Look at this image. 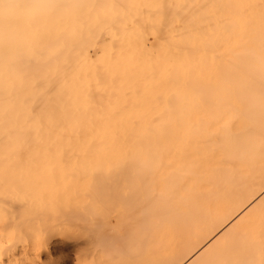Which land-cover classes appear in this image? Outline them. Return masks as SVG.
<instances>
[{
	"label": "bare ground",
	"instance_id": "obj_1",
	"mask_svg": "<svg viewBox=\"0 0 264 264\" xmlns=\"http://www.w3.org/2000/svg\"><path fill=\"white\" fill-rule=\"evenodd\" d=\"M76 156L116 166L79 202L0 175L49 264H264V0H0V167Z\"/></svg>",
	"mask_w": 264,
	"mask_h": 264
},
{
	"label": "rangeland",
	"instance_id": "obj_2",
	"mask_svg": "<svg viewBox=\"0 0 264 264\" xmlns=\"http://www.w3.org/2000/svg\"><path fill=\"white\" fill-rule=\"evenodd\" d=\"M106 40H107V37L104 38V41ZM89 51H91L90 46H89ZM98 59L101 60V58H98ZM94 62L95 61H93V63ZM101 65L102 64H100V66ZM39 158L41 159L44 157H39ZM52 158L54 157H49V159H52ZM106 158L104 159L106 160ZM110 158L113 159L115 157H109V159ZM56 159L58 158L56 157ZM71 159H76L78 161L76 162V160H74L75 162H72V161L64 162V163L57 162V163H51V164L35 163L32 165H15V166H9V167L1 166L0 175L9 176L15 173V170L13 169L24 170L25 168L26 169L30 168V171L34 172L35 179H41V180L42 179L44 180L52 179V178H48V176L50 175V176H54V178L55 176H57L58 179L60 178L64 181L67 180L70 183L72 182L73 184L69 185L67 189H63V190H61L60 188L57 189V190H61V192L59 191L57 195L56 194L55 195L58 197L57 200H59L62 203L63 201H66L65 199H67L68 201H72V202L80 201L82 194L79 195L81 192H79V187L77 186L78 182H81L83 185H88L87 184L88 181L92 180L93 184H96L98 183V181H100V175L102 176V180H106L108 178V177L106 178L107 175L105 171H109L110 173V170H113L110 168L114 167L116 169V166H113V164H108L107 161L106 162L104 161L105 164L102 163L103 160L101 157L90 158L86 156H79V157L76 156V157H71ZM88 159H90L89 162L88 161L85 162V160H88ZM92 159H95L96 161L94 160V162H91ZM46 169L47 171H45ZM48 171L50 173L47 176ZM75 181L77 183H75ZM89 186L91 185L89 184ZM5 191L9 192V190L7 189H5ZM51 194L53 195L52 192L45 193V195H48V196ZM90 194L91 193L89 192V195ZM90 199H93V196ZM39 205H42V206H39ZM45 208H46L45 202H43V204L42 202H39V203L29 204L28 210L27 209H25L24 211L22 210L16 215L15 214L11 215L10 213H4V212L2 213L3 216H0L1 218L0 220L2 219L7 220L10 218L9 221L7 222L10 223V220H11V226H10L11 228L7 227L6 231L4 230L5 231L4 232L2 230L0 234V264L3 262H5L4 264H22V262L24 261H27L28 264H36V263L37 264H49L50 263L51 259L46 257L51 249L50 238L53 237L52 234H55V236H58V235L60 236L64 234V232L62 231L61 233L60 230L52 231L49 229V227H47L48 223L46 222L47 223L46 225L43 219V214H42L43 209ZM50 211H51V208H50ZM78 231L83 232L82 230H78ZM69 234L76 235L77 232L76 230L75 231L71 230ZM67 246L68 245H64V244H61L60 246V248L63 249L62 253L64 255L68 252ZM69 255L72 260L70 264H87L86 261L88 262V260L85 259L86 256L84 252L83 253L80 252L79 255L77 254L79 256L78 261L74 259L73 252L70 251Z\"/></svg>",
	"mask_w": 264,
	"mask_h": 264
},
{
	"label": "snow or ice",
	"instance_id": "obj_3",
	"mask_svg": "<svg viewBox=\"0 0 264 264\" xmlns=\"http://www.w3.org/2000/svg\"><path fill=\"white\" fill-rule=\"evenodd\" d=\"M22 264H28V262L24 261V262H22ZM202 264H222V262L208 258V259L202 261Z\"/></svg>",
	"mask_w": 264,
	"mask_h": 264
}]
</instances>
